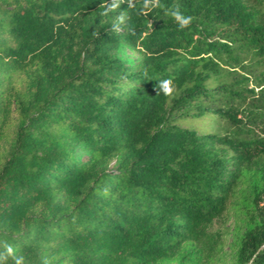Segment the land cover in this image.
Segmentation results:
<instances>
[{"label":"trees","instance_id":"1","mask_svg":"<svg viewBox=\"0 0 264 264\" xmlns=\"http://www.w3.org/2000/svg\"><path fill=\"white\" fill-rule=\"evenodd\" d=\"M104 2L0 0V250L213 264L212 226L254 174L234 264H264V0H161L192 17L184 29L162 8L139 14L142 0L102 17Z\"/></svg>","mask_w":264,"mask_h":264},{"label":"rangeland","instance_id":"2","mask_svg":"<svg viewBox=\"0 0 264 264\" xmlns=\"http://www.w3.org/2000/svg\"><path fill=\"white\" fill-rule=\"evenodd\" d=\"M125 54L130 58H136L138 56L137 53L129 48L125 49ZM249 86L255 87V81L252 80ZM255 88L256 90L259 89V87ZM183 123L191 125L195 123V121L192 118H185ZM202 123L205 124L204 126L206 129L222 134L232 133L235 130V127L225 120L211 119L202 121ZM227 151L231 153L230 150ZM262 162H264V159ZM253 169H255L254 166ZM254 181V174H248L240 181L235 193L230 199L227 210L221 217L215 220L212 226V230L216 231L222 237L223 241L222 250L213 264H234L235 262L239 237L248 226V223L252 220L251 217L253 216V218H256L257 216L252 201Z\"/></svg>","mask_w":264,"mask_h":264},{"label":"clouds","instance_id":"3","mask_svg":"<svg viewBox=\"0 0 264 264\" xmlns=\"http://www.w3.org/2000/svg\"><path fill=\"white\" fill-rule=\"evenodd\" d=\"M126 2L128 8H136L139 0H112V3H108L105 0L104 3H101L99 7L103 9L100 15L102 17L108 16L110 12L117 10L121 3ZM162 8L165 11V15H170L174 21L179 25L181 29L187 28L192 22L191 16H185L178 4L173 5L172 7H167L161 3V0H142V6L139 9V14L148 15L153 9ZM126 20L125 12H122L118 15L116 21L113 22L112 30L116 33L121 31V24H124ZM130 32L133 30L130 28ZM134 34V32H133ZM94 35L98 36V33L94 32ZM158 94L163 93L166 97L171 96L175 91V86L171 79L159 80L158 85ZM55 257L44 255L43 264H53ZM13 261L14 264H25V257L23 255H17V250L9 243L4 244L3 250H0V264H9V261Z\"/></svg>","mask_w":264,"mask_h":264}]
</instances>
